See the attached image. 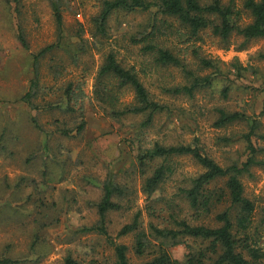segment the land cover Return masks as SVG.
I'll use <instances>...</instances> for the list:
<instances>
[{"label": "rangeland", "instance_id": "1", "mask_svg": "<svg viewBox=\"0 0 264 264\" xmlns=\"http://www.w3.org/2000/svg\"><path fill=\"white\" fill-rule=\"evenodd\" d=\"M237 1L242 5L243 0ZM101 6L102 0H62L60 7L65 33L73 34L75 41L77 37L85 38L86 49L75 61L67 53L57 51L54 57L48 55L40 67L41 86L45 88L38 101H54L62 91L59 86H65L69 81L80 82L86 94L81 116L82 112L78 110L63 112L47 105L31 110L20 101L33 75L31 54L57 40V24L50 0H0V138L4 128H8L4 140L12 151L0 154V197L16 200L14 187H10L24 177L18 194L25 198L29 194L34 195L26 200L25 208L35 210L36 214L42 211V215L46 210L48 214L60 217L59 222L43 230L51 244L49 253L39 263L28 261L22 264H64L68 255L75 258L78 264H113L115 253L108 239L94 231L81 232V228L93 225L98 219L97 209L92 203L100 199L102 181L109 172L115 174L117 180L135 188L134 203L130 209L110 212V235L117 242L129 245L132 262L142 260L133 250L134 235L118 236L120 229L131 222L139 210L144 227L147 228L151 220L161 221L149 213V198L142 189L144 179L137 169L139 136L136 134L141 130L140 137L149 144L155 140L165 144L198 143L221 164L240 157L243 143L228 144L224 138L243 132L246 125L215 127L213 112L216 106L259 114L260 131L264 134V114L260 115L264 102V57L259 55L264 53V39L250 40L242 47L244 39L236 36L232 44L226 46L209 33L204 34L203 40L196 42V47L200 48L204 57L219 61L223 77L230 76L235 80L237 85L232 88L230 98L222 99L218 94L211 96L207 90L197 92L192 99L183 95L170 97L162 92L161 86L183 84L185 74L174 66H157L152 56L143 52L145 43L135 41L141 40L150 31L153 11H116L109 18L107 33L101 34L94 23ZM245 18L250 21L248 16ZM19 24L24 28L29 50L23 48L17 38ZM161 38L165 40V45L173 49L188 47L170 32ZM110 51L115 52L124 65L135 66L154 97L171 104L174 112L166 110L156 115L147 126L144 125L146 116L143 114H128L120 119L112 117L110 109L95 96L96 76ZM185 58L198 67L199 61L194 52L188 53ZM53 60L65 68L62 66L63 72L58 78L50 69ZM235 62L245 68L242 77L236 76ZM118 93L121 107L134 101L131 89ZM31 114L38 117L44 131L34 126ZM82 117L86 119V126L78 133L76 129ZM58 126L72 129V135L56 131ZM47 142L50 149L40 150ZM258 143L264 147V138H258ZM47 154L51 157L48 156L50 158L46 159L45 165ZM259 157L264 160V150ZM174 162L177 174L163 186L167 199L176 197L177 186L184 178L202 171L189 156L175 157ZM252 174L245 175L243 182L246 194L256 203L257 224L264 208V165L254 166ZM3 184L7 187L6 191L1 188ZM36 202L40 206H36ZM160 206L162 203L157 208L160 209ZM9 210L6 213L9 214ZM1 217L4 219H0V257L22 256L31 241L33 215L24 212V215L6 218L4 211ZM260 232L264 235V224ZM184 239L186 243L173 250L174 256H184L188 250L187 243L198 245L193 239Z\"/></svg>", "mask_w": 264, "mask_h": 264}, {"label": "trees", "instance_id": "2", "mask_svg": "<svg viewBox=\"0 0 264 264\" xmlns=\"http://www.w3.org/2000/svg\"><path fill=\"white\" fill-rule=\"evenodd\" d=\"M57 24V40L31 54L33 75L26 92L20 96L31 110L49 106L63 112L81 111L85 109L82 83L69 81L65 86H59L61 93L54 101L39 102L40 93L45 87L41 86L40 67L43 60L55 52L63 51L74 61L85 51V38L75 41L74 35L65 33V22L61 11L62 0H50ZM155 9V10H153ZM153 11L151 29L141 40L144 42L143 52L150 54L157 66H174L180 68L186 76L183 84L161 86L162 92L170 97L187 96L194 98L197 92L207 90L211 96L219 95L222 99H229L232 88L237 85L230 76L223 77L219 61L204 57L196 42L202 41L204 34L209 33L218 42L226 46L232 44L233 38L242 37V47L253 39H264V0H243L242 5L237 0H102L101 10L94 18L98 33L106 34L110 16L116 11ZM246 16L250 21H246ZM175 34L181 43L188 47L178 50L165 45L161 37L165 33ZM17 38L26 50L30 49L24 28L18 25ZM191 43V44H189ZM193 49V51H191ZM197 56L198 67L185 58L188 53ZM264 57V53L259 54ZM63 66V65H62ZM62 66L50 64V69L56 78L63 72ZM236 76H243L241 63L235 62ZM64 68V66H63ZM65 69V68H64ZM210 69V70H208ZM208 71V72H207ZM134 92L131 104L120 106L119 93L123 89ZM264 90V88H263ZM96 99L110 109V115L116 119L128 114H143L146 116L144 125H149L156 115L168 111L174 112L171 104L162 102L154 97L149 88L142 81L135 66L124 65L116 53L108 52L101 64L95 83ZM121 108H120V107ZM213 125L225 128L233 125H246L243 132H237L225 137L228 144L243 143L241 155L229 163L221 164L198 143L165 144L158 140L146 142L141 132L136 135L138 153L136 155L137 169L143 177L142 189L148 195L147 208L151 216L161 221H149L144 227L142 212L139 210L131 222L126 223L118 236L134 235L133 250L142 260L132 262L129 245L117 242L110 235L108 216L112 211L130 209L134 203L135 188L129 183L117 180L116 175L109 172L102 181V195L92 205L97 209L98 219L91 226L81 228V232H97L105 236L114 248L115 261L113 264H264V235L260 227L264 224L263 214L255 224L256 203L245 192L243 177L252 176L254 166L262 164L264 160L259 154L264 147L258 143V138H264L260 131L261 120L246 110H233L226 106L214 108ZM264 114V102L260 115ZM34 126L44 131L36 115L30 116ZM86 119L81 118L77 132L85 129ZM4 132L0 138V154L11 153L7 148ZM56 131L71 136L72 129L58 126ZM133 143H136L134 139ZM149 144V145H148ZM48 151L49 143H44L40 150ZM51 155L47 154L44 160ZM189 156L202 171L194 176L184 178L177 186L176 197L166 198L165 183L177 174L175 157ZM25 178L15 182L13 195L16 200L0 197V219L5 211L6 218L13 216L33 215L31 241L25 254L19 257L2 256L0 264H22L28 261L41 262L49 253L51 244L43 234V230L60 221L56 214L25 208L26 198L19 195ZM22 186V187H21ZM7 190L6 185L1 187ZM20 190V191H19ZM177 198V199H176ZM23 202V203H22ZM162 203L160 209L157 205ZM164 204V205H163ZM40 206L39 203H35ZM8 207L14 208L9 210ZM9 210V214L6 210ZM165 212V213H164ZM7 214V215H6ZM5 218V219H6ZM1 222V221H0ZM184 238L193 239L198 245L187 243V252L182 257L174 256L173 250ZM64 264H78L71 255L65 258ZM93 264H100L94 262Z\"/></svg>", "mask_w": 264, "mask_h": 264}]
</instances>
